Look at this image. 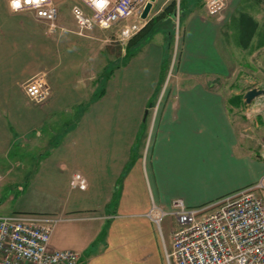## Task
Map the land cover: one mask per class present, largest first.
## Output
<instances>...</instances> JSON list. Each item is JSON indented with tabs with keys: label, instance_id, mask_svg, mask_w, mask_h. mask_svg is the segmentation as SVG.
Returning a JSON list of instances; mask_svg holds the SVG:
<instances>
[{
	"label": "crops",
	"instance_id": "0c3cea01",
	"mask_svg": "<svg viewBox=\"0 0 264 264\" xmlns=\"http://www.w3.org/2000/svg\"><path fill=\"white\" fill-rule=\"evenodd\" d=\"M170 1L156 0L149 18ZM176 3V78L160 83L165 25L130 56L109 58L113 30L83 36L58 20L51 31L0 0V167L35 156L20 180L5 169L0 182L11 175L29 187L12 197L15 206L0 202V213L94 216L51 235L53 249L79 252V264H166V237L146 216L152 204L168 209L182 199L198 207L264 177V94L250 116L254 101L244 98L264 85V0H228L213 17L205 0ZM40 73L51 94L34 103L22 86ZM74 172L86 178L85 190L71 188Z\"/></svg>",
	"mask_w": 264,
	"mask_h": 264
},
{
	"label": "built area",
	"instance_id": "2783aa9c",
	"mask_svg": "<svg viewBox=\"0 0 264 264\" xmlns=\"http://www.w3.org/2000/svg\"><path fill=\"white\" fill-rule=\"evenodd\" d=\"M66 1L20 0L19 8L14 11L30 13L54 31L58 27L60 6ZM70 1L76 31L83 36L95 28L115 29L118 40L127 42L149 19L142 18L149 0ZM227 1L205 0L208 15L219 16ZM173 22L178 34V11ZM22 87L27 98L34 103L44 102L51 94L50 84L43 73L26 80ZM256 98L254 106H249L246 111L247 116L259 110ZM70 186L85 190L88 183L80 172H74ZM146 216L159 232L166 216L175 220L176 227L170 233V250L165 247L166 264H264V177L198 207H189L182 199L173 200L168 209L152 204ZM90 218L95 217H74L67 213H0V264H79V252L53 249L51 235L59 222Z\"/></svg>",
	"mask_w": 264,
	"mask_h": 264
},
{
	"label": "rangeland",
	"instance_id": "374dc122",
	"mask_svg": "<svg viewBox=\"0 0 264 264\" xmlns=\"http://www.w3.org/2000/svg\"><path fill=\"white\" fill-rule=\"evenodd\" d=\"M71 3L72 2L70 0H67L66 2L61 4L59 21L62 20V21L68 22L69 24L75 23L72 15H71V12H70ZM156 15H154V16H156ZM168 25H169V27H171L172 23L171 24L168 23ZM173 26H174L173 28H174V32H175V24ZM114 31H116V30L115 29L113 30V34H107L108 37L111 39L108 41L109 45H107V47H106V51H107L109 58L118 56L122 51L126 52L124 49L126 47V42H122V41L118 40ZM179 33H180V30H178V34H176V32H175V34H173L174 35V42L170 46V49L166 53L165 58L163 60V63L161 66L162 72L160 73L161 74V78H160L161 82L160 83L164 82L165 80H173L176 78V76H175L176 75L175 74L176 73V65H175L176 61L175 60L178 56V52L180 49V35L181 34H179ZM105 57L106 56H103V64H104V62L107 63ZM107 67H110L109 63H108ZM251 88L264 89V85L253 86ZM151 105H153V104H151ZM151 105L149 107H151ZM152 110H153V108L151 109V111ZM156 122H157V120L155 121L154 125L152 126L151 135H150L151 137L149 136V142L147 141V145L145 148V156L146 157L149 156V154H150V147H151L152 140H153ZM46 139H47V136H45L44 144L46 142ZM29 157H31L28 159L29 162L23 161L25 163L21 164V165H17L19 162L18 160H15V161L12 160L9 163H5V165L0 167V178L3 175V173L6 171L5 169H9V170L11 169L10 174L12 176L20 175L19 180L21 179V176L23 174L26 175L28 173H31L33 170V169H31V165L34 164V162H35V159H34L35 156L30 155ZM16 167H20V168H16ZM11 175H9L8 181L0 182V202L5 201V202H8L11 206L12 205L15 206L17 203V200L13 201L12 197L13 196H17V197L19 196V198H20V196L23 194L22 193L23 191H21L20 188L26 187V190H27L29 185L26 183H14V182H12V180H11L12 176ZM29 178L30 177H28V179ZM26 190H25V193L28 192V190L27 191ZM30 197H31V199H28V200H26V197H24L23 201H25V202L34 201V195H31ZM67 214L70 216H74V217H76V216L77 217H84V216L88 215V213H86V212H74V213H67ZM86 221L87 220L62 221V222H59L55 228H57V226H61L64 223H67V224H65L67 226V225H71V224H81V223H84ZM175 227H176L175 226V220L172 216H166L161 222V229H162V233H164V235L166 237L168 250H170V245H168L169 244L168 241H170L169 240V234H170L171 230L174 229Z\"/></svg>",
	"mask_w": 264,
	"mask_h": 264
},
{
	"label": "trees",
	"instance_id": "16d2710c",
	"mask_svg": "<svg viewBox=\"0 0 264 264\" xmlns=\"http://www.w3.org/2000/svg\"><path fill=\"white\" fill-rule=\"evenodd\" d=\"M177 10H178V5L176 3V0H171L167 5H165L163 10L159 14L149 18L146 24L126 42L125 57H128L131 55L130 54L131 48L135 47L140 42H142L144 39L153 35V33L157 30V28L160 25H165L168 28L167 45H168V50H169L170 46L174 42L173 34H175V32H174V28H172L173 26L169 27L168 23L171 24V20L174 17ZM172 24L174 23L172 22ZM161 72H162V68H161ZM160 78H161V74H160Z\"/></svg>",
	"mask_w": 264,
	"mask_h": 264
},
{
	"label": "water",
	"instance_id": "95a60500",
	"mask_svg": "<svg viewBox=\"0 0 264 264\" xmlns=\"http://www.w3.org/2000/svg\"><path fill=\"white\" fill-rule=\"evenodd\" d=\"M156 2V0H149L146 5H145V8L142 12V18L143 19H148L149 18V15L151 13V10L153 8V5L154 3ZM264 94V89H257V88H252L250 90H248L245 95H244V98H245V101L247 102V104H250L252 103V101L260 96V95H263Z\"/></svg>",
	"mask_w": 264,
	"mask_h": 264
},
{
	"label": "clouds",
	"instance_id": "9594fccd",
	"mask_svg": "<svg viewBox=\"0 0 264 264\" xmlns=\"http://www.w3.org/2000/svg\"><path fill=\"white\" fill-rule=\"evenodd\" d=\"M19 5H20V0H9V6L12 10H16L17 8H19Z\"/></svg>",
	"mask_w": 264,
	"mask_h": 264
},
{
	"label": "snow or ice",
	"instance_id": "6c2138e0",
	"mask_svg": "<svg viewBox=\"0 0 264 264\" xmlns=\"http://www.w3.org/2000/svg\"><path fill=\"white\" fill-rule=\"evenodd\" d=\"M18 6V5H17Z\"/></svg>",
	"mask_w": 264,
	"mask_h": 264
}]
</instances>
